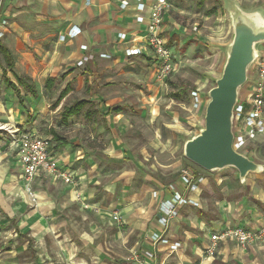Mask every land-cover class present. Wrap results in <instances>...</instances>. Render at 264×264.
<instances>
[{
	"label": "crops",
	"instance_id": "1",
	"mask_svg": "<svg viewBox=\"0 0 264 264\" xmlns=\"http://www.w3.org/2000/svg\"><path fill=\"white\" fill-rule=\"evenodd\" d=\"M123 1L0 0V18L10 24L0 41L14 61L13 68H7V75L19 88L6 86V64L0 58L2 93L14 98L11 106L0 105V122L8 121L17 129L14 134H6L4 129L0 132V264H127L132 247H138L145 264H264V236L246 248L232 240L220 242L214 258L203 259L201 254L209 242L210 230L228 225L256 229L264 224V169L250 172L245 184L235 190L243 194L236 200L220 202L218 214L213 218L201 209V205L205 207L202 192L208 183V177H204L199 190L189 192L200 206L184 207L167 229L158 221L162 199L153 196L154 191L163 193L161 189L166 183L144 186L137 197L126 195L129 174L133 173L129 171L133 157H129L126 140L134 143L147 140L150 146H168L171 140L186 141L193 135L189 137V130L182 127V115L175 107H183L192 90L184 79L192 78L171 75L166 83L154 84L153 66L147 60L153 56L151 52L126 54L129 47L142 46L145 25L136 20L135 0H127L125 8L121 7ZM174 2L162 33L171 50L179 44V33L186 31L180 23L184 10ZM260 10L264 12V8ZM73 27L79 30L77 35L61 40V35ZM121 33L124 38L119 37ZM224 43L221 40L220 45ZM83 58L87 60L78 65ZM255 78L256 71L249 78L247 90L241 93L242 98L248 95ZM205 82L201 83V90L207 87ZM81 100L87 103L78 113L64 114L65 109ZM28 109L40 113L45 109L57 115V122L51 121L46 136L52 141L58 164L80 177L82 199L76 198L74 186L63 184L59 188L58 180L47 172L36 174L30 184L33 196L28 195V183L22 176L13 137L27 128L34 129L35 123L43 118ZM261 136L264 135L257 138ZM260 158L251 157L264 166V154ZM99 181L105 190L103 202L96 189ZM239 182L242 183L240 178ZM174 184L184 190L179 179ZM169 196L164 190L163 198ZM112 197L113 201L107 205ZM113 206L123 214L128 230L137 232L136 242L129 247L117 244L120 258L107 252L112 247V238L107 240L106 247L99 233L101 220L106 221L105 216ZM96 208L102 209L96 212ZM91 213H97L99 218L92 219ZM161 232L181 241L177 252L153 244V234ZM109 236L105 234V238ZM18 237H25L26 242H19ZM35 242L41 247L39 252L35 250ZM29 251L36 262L23 263L22 258L28 259L25 254ZM145 251L154 252L155 258L146 257Z\"/></svg>",
	"mask_w": 264,
	"mask_h": 264
},
{
	"label": "rangeland",
	"instance_id": "2",
	"mask_svg": "<svg viewBox=\"0 0 264 264\" xmlns=\"http://www.w3.org/2000/svg\"><path fill=\"white\" fill-rule=\"evenodd\" d=\"M230 1L237 2L243 9L247 11H252L257 9L260 10L264 8V0H175L174 4L178 7L180 6L181 9L184 10V13H180L182 14L180 15L181 16L180 23L181 25H183L184 29L186 28V31L184 33H179L180 36L179 44H177L176 46H174V48H172V61H173V65L175 66V70L173 72H170L166 76H162L161 73L162 66L159 63V61L156 60L155 56H152L150 59H147L149 66L150 67L153 66L154 84L158 83L157 85H161L162 83H166V81L169 80V77L171 75L177 76L178 78H181L182 75H186L189 78H192V80L193 78L194 80H197L195 83L190 79L189 81L188 79H184L187 81L190 87H192V90H198L200 103L197 105L194 103V99L191 96V92H192L191 90L189 92V96H187L188 98L186 97L185 103L182 104L183 107H181L180 105L175 106L179 111L180 115H182V119H183L181 122L182 127L189 130V137L197 134L200 128L204 126L205 110L209 100L208 91L215 85L216 79L221 76L223 66L227 58V51H226L227 45L229 44L233 34L232 20L228 5ZM213 8L215 10V13L213 12L210 15H208L207 13L209 12V10H212ZM2 19L6 21V31L3 36L5 37L10 29L9 28L10 24L9 21H7V19L5 18ZM221 40H224L225 42L223 46L220 45ZM171 43L174 44L173 42ZM257 46L260 56H263L264 42L259 43ZM103 56L106 58L112 57L111 54H103ZM0 58H2L1 55ZM254 73H255V68L252 65L249 71V76L253 77ZM205 80L207 87L201 90L200 85ZM249 80L241 88L242 94L244 93V91L247 90ZM2 91H3V85L1 79L0 105H5V103H8L7 105L11 106V103L13 102L14 98L11 97V95L9 94L8 95L3 94ZM46 109L50 111L51 107H46ZM31 110L32 112H36L35 114H37L38 116L41 115L40 117L43 118L39 119V121L35 123L38 128L37 127H33L34 129L27 128L23 130V132L33 133L42 136L49 135L50 133L49 125L51 124V121H53L54 123L57 122L58 120L57 115L52 112H47L45 109L41 111L42 113L33 109ZM35 114L32 113L33 121L31 124L34 123ZM28 118L30 120L31 116ZM7 122H0V127L11 128L13 130L16 129L14 125H11L10 123ZM20 130L22 131V129ZM1 131H3V129H0V132ZM6 134H10V133L6 131ZM260 134L264 135V132ZM1 135H0V139L2 138ZM256 138L250 141L246 154L250 158L252 157L259 159L260 155L263 156L264 154V136H261L257 139ZM126 141L127 144L129 145L128 149L132 151L131 153L128 150L129 157L130 158L133 157L132 159H130V163H129V171L133 173L129 174V179H128L129 189L126 192L127 196L133 195L134 197H137L139 196L138 191L140 189H142L144 186L147 187V185L153 187L155 186L156 182L166 183L164 184L165 186L171 182H173V184L176 183L178 179L180 180V168L181 169L187 168L190 170V172L196 173L197 176L198 174L201 175L203 174L204 177H208V183L202 192V198H203L202 201L205 207L203 208L201 205V209L205 211L209 217L213 218L218 214L217 212L220 208V202L224 201L225 199L236 200L240 197L241 194H243L241 192L239 193L235 192V190L237 191V188L239 186H242L245 183L239 182L238 171L234 167H226L215 172L205 170L204 168L190 161L185 156L184 154L185 140H171V143L168 146H161V145L150 146L148 145L147 140H138L139 141L138 143H134L132 140H126ZM136 144L138 145L132 147L133 145ZM133 155L137 156V158L134 159ZM61 170L68 171L66 168L62 166H61ZM74 176L78 181V185L74 186L76 190V198L82 199L81 196L82 193L80 192V188L82 186L80 182V177L77 176L76 174H74ZM55 179L58 180L57 182L59 188L60 186L62 187L63 184L66 185L67 187L68 183L64 182L62 177H58ZM116 182L119 183L118 176ZM30 184L32 186L33 183L31 182ZM98 184L99 185L96 186L97 187L96 189L98 190L99 193V199L102 200L103 202V199L101 197L105 194V190L102 181H99ZM28 191H29L28 195L30 194L31 196H33V194H31L32 192L31 187L30 190ZM106 193L109 194V192ZM244 193L248 195L246 189H244ZM78 194H80V198L78 197ZM111 195L114 196L113 194ZM31 198L33 199L34 197ZM111 200L113 201V197L109 199L107 205L111 203ZM113 207L108 212L109 215L105 216L106 221L103 222V220L100 219L102 223L99 233L102 234L101 242L106 247H108L107 240L112 238L111 239L112 247H110V249L107 250V252L111 256H116L120 258L121 257V255L119 254L120 249L116 248L117 244L121 242L124 243L127 247H129L130 244L136 242L135 240L136 236L134 234H137V232L130 229L128 230L129 226L126 224L127 222L123 217V214L122 213L120 214V210L118 208L115 207L113 208ZM101 209L102 208H96L95 211L97 212L98 210ZM96 214L91 213L90 216H92V219L96 220L99 218L98 215ZM62 222H64V220H62ZM58 223L61 222L58 221ZM245 226L228 225L226 227H244L248 230L258 229V228L254 229L247 225ZM192 227L194 230H196V227L194 225H192ZM212 231L213 230L207 232L209 237ZM105 234L110 235L109 238H105ZM209 237H208V241H209ZM18 241L22 243L26 242L25 237H18ZM254 241L252 243H254ZM236 244L238 243L236 242ZM250 244H248L245 247H242L239 244L238 245L242 248H246ZM39 246L40 245L36 244L35 242V247H36L35 250L37 252L41 250V247ZM204 248L205 247L202 248L201 254L203 253ZM136 252L137 253L139 252L138 247L130 248V256L129 259L127 260V264L129 263L128 261H130L131 256H133V253L135 254ZM25 255H27L29 258L28 259L22 258L23 263L31 262V261L36 262V258L31 255L30 251L27 252V254ZM124 257L125 256H123L122 258Z\"/></svg>",
	"mask_w": 264,
	"mask_h": 264
},
{
	"label": "built area",
	"instance_id": "3",
	"mask_svg": "<svg viewBox=\"0 0 264 264\" xmlns=\"http://www.w3.org/2000/svg\"><path fill=\"white\" fill-rule=\"evenodd\" d=\"M129 2L124 0L121 4L122 8L128 6ZM173 6V0H135V8L137 11L136 20L145 25V34L141 39L142 46H131L126 49L127 55H137L144 50H149L155 56L156 60L161 64L162 76H166L175 70L172 61V50L167 46L166 39L162 35L163 26L166 15ZM6 31V21L0 18V39ZM79 30L71 28L67 34L61 35V40L66 36L75 37ZM119 37L124 38V34H119ZM86 49V46H83ZM87 58H83L78 62L82 65ZM253 66L256 71V78L251 83L248 97L242 98L235 108V123H234V141L233 147L239 152L246 154L250 141L254 140L260 133L264 132V56H259ZM198 90H192L191 96L194 103H200ZM11 134L16 130L11 128H3ZM14 142L18 148V163L22 169L23 179L28 183L33 181L36 174L39 172H47L54 178L62 177L64 182L73 186L78 185L74 174L69 171H62L57 159L52 151V141L48 136L37 135L33 133L22 132L20 135H13ZM204 180L201 174L190 172L187 168L180 170V181L185 189L179 190L176 185L169 183L162 187V192L154 191V197H161L162 201L159 206L158 221L165 228H169L171 220L181 215V211L186 206H200V202L189 195V192H196L200 188V183ZM164 190L169 193V198H163ZM32 194V192H31ZM80 198V194H78ZM264 236V224L257 230H248L244 227H226L220 230H213L209 237V243L204 248L203 259L216 257L217 246L220 242L234 240L240 246L245 247L252 243L255 239ZM154 245H164L170 252H176L180 249L182 243L178 239H172L164 232L155 233L151 238ZM145 256L152 259L155 258V253L145 251ZM128 264H145L141 253L136 252L131 256ZM156 264H163L162 262Z\"/></svg>",
	"mask_w": 264,
	"mask_h": 264
},
{
	"label": "water",
	"instance_id": "4",
	"mask_svg": "<svg viewBox=\"0 0 264 264\" xmlns=\"http://www.w3.org/2000/svg\"><path fill=\"white\" fill-rule=\"evenodd\" d=\"M228 5L233 34L227 58L221 76L208 91L204 126L185 141L184 154L207 171L234 167L245 182L250 172H261L264 166L234 149L235 108L242 98L241 88L250 78V68L260 56L257 45L264 42V12L247 11L235 1Z\"/></svg>",
	"mask_w": 264,
	"mask_h": 264
},
{
	"label": "trees",
	"instance_id": "5",
	"mask_svg": "<svg viewBox=\"0 0 264 264\" xmlns=\"http://www.w3.org/2000/svg\"><path fill=\"white\" fill-rule=\"evenodd\" d=\"M213 11H215L214 8L212 10H209V13H212ZM0 55L2 56V58L4 59L5 64H6V66H4V75H5L4 79H5L6 86L14 88L15 90H18L19 89L18 86L7 75V68L12 69L14 66L13 57H12L11 53L9 52L7 46L5 44H3L1 41H0ZM19 82L21 83V79ZM48 82H49V80H48ZM86 103H87V101H85V100L75 102L69 108L64 110V114H66V116H69V115L78 113L80 111V108ZM54 134L56 137H58L57 133L54 132Z\"/></svg>",
	"mask_w": 264,
	"mask_h": 264
}]
</instances>
